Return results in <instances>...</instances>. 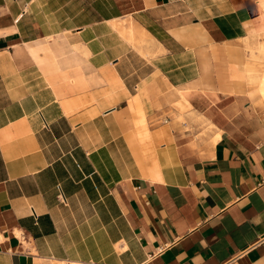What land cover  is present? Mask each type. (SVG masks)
I'll list each match as a JSON object with an SVG mask.
<instances>
[{"label":"crops","instance_id":"obj_1","mask_svg":"<svg viewBox=\"0 0 264 264\" xmlns=\"http://www.w3.org/2000/svg\"><path fill=\"white\" fill-rule=\"evenodd\" d=\"M260 27L264 0H0V264H264Z\"/></svg>","mask_w":264,"mask_h":264},{"label":"bare ground","instance_id":"obj_2","mask_svg":"<svg viewBox=\"0 0 264 264\" xmlns=\"http://www.w3.org/2000/svg\"><path fill=\"white\" fill-rule=\"evenodd\" d=\"M110 24L112 28L115 29L118 34L123 38V40L127 42L130 46H132L135 50H137L140 54H149V51L153 49L156 45V41L149 36L148 32H146V30L136 24V22L131 17H128L126 23L127 27H123L122 23L113 20L110 21ZM263 37L264 27H260L254 34L248 36L247 39H245L243 45L244 48L247 50L248 54V62L246 63L245 69L249 83L256 85L255 89L259 93L261 100L264 102V40H262ZM44 46L45 45H43V47ZM16 50L18 49L16 48ZM260 67L262 68L260 69ZM175 93L178 96V99L171 105L172 108L177 109L175 110L173 116H177L178 113H184L191 107V104L189 103L186 97V90L175 89ZM219 138L220 134L217 133L211 138V142L215 144L219 140ZM53 264L63 263L53 261Z\"/></svg>","mask_w":264,"mask_h":264},{"label":"rangeland","instance_id":"obj_3","mask_svg":"<svg viewBox=\"0 0 264 264\" xmlns=\"http://www.w3.org/2000/svg\"><path fill=\"white\" fill-rule=\"evenodd\" d=\"M131 47H132V46H131ZM261 68H262V67H260V69H261ZM172 109H174V111L177 110L176 108H172ZM170 112H171V111H170ZM186 113H187V111L184 112V113H178L177 116H173V117H174V118H175V117H176V118H182V117L185 116ZM170 114H171V113H170ZM188 123H189V122H187V125L184 126V127L187 128L188 130H191V128L189 127ZM195 124L199 125V126H197V125H196V126H197L198 128H200V129H202V127H201V126L203 125L202 123H201V124H200V123H195ZM207 126L211 127V125H207ZM184 127H183V128H184ZM201 131H203V130H201ZM195 136H196V139H199V137H200L201 135H200V136L195 135Z\"/></svg>","mask_w":264,"mask_h":264},{"label":"built area","instance_id":"obj_4","mask_svg":"<svg viewBox=\"0 0 264 264\" xmlns=\"http://www.w3.org/2000/svg\"><path fill=\"white\" fill-rule=\"evenodd\" d=\"M59 197H60L61 199H63L61 194L59 195ZM31 210H32L31 212L33 213V209H32V208H31Z\"/></svg>","mask_w":264,"mask_h":264}]
</instances>
